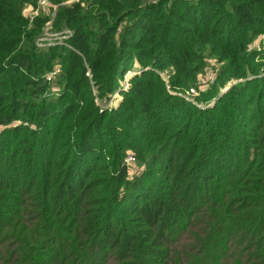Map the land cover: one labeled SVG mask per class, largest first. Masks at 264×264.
Masks as SVG:
<instances>
[{
    "label": "trees",
    "instance_id": "obj_1",
    "mask_svg": "<svg viewBox=\"0 0 264 264\" xmlns=\"http://www.w3.org/2000/svg\"><path fill=\"white\" fill-rule=\"evenodd\" d=\"M49 1L0 0V264H264V0Z\"/></svg>",
    "mask_w": 264,
    "mask_h": 264
},
{
    "label": "rangeland",
    "instance_id": "obj_2",
    "mask_svg": "<svg viewBox=\"0 0 264 264\" xmlns=\"http://www.w3.org/2000/svg\"><path fill=\"white\" fill-rule=\"evenodd\" d=\"M71 1H74V0H65V2H67V3L71 2ZM39 6H45L44 7L45 10L49 11L50 17H51L50 20L47 22L46 26L44 27V30H46L48 34L45 37L46 39L44 38V39H42L40 41L41 45H46V44H50V43H54V42H64L63 39L71 34V32H72L71 29L64 28L61 31H53V29L51 30V28H50L51 27L50 26L51 19L54 17V11L51 10V9H52V7H56L55 3L53 4L49 0H45V2L40 4ZM49 8H50L51 11L49 10ZM65 31H69V32L65 33ZM258 38H264V33L260 34ZM257 43H258L257 40H254L253 45H257ZM214 63H215L214 59L210 58L209 59V64L207 66H205V68H204L205 70H203L201 73L198 74V82H197V84H193L192 86H189L188 88L181 89L182 91H180V93H184V96L186 98H188L190 101L194 102L195 104L203 105L204 104V102H203L204 100L198 101L195 98V96L198 95L201 90L206 89L210 85V83L213 81V78L215 76V69H216V66H215V68L213 67ZM54 69L56 70V72L55 73H49L51 76L53 75L49 80H52L54 78V76L60 71V66L59 65H54ZM133 71L134 70L128 71L122 81L125 82L127 80V77H129V75L131 73H133ZM234 81H236V80L230 78L227 81V83H225V85L222 86V89H226L227 85L230 84V83H233ZM52 87L53 88L54 87L58 88L59 84L57 82L53 83ZM190 87H193L194 91H196L192 95L186 93V90H190ZM120 98H121L120 92L118 90L115 91L112 94L111 98H110V105H115L118 102V99H120ZM0 128H1V126H0ZM128 164H129V178H131L133 175L138 173L140 171V169L142 168V164L139 161V159L137 158V156L134 158V160L132 162H128ZM119 212H120V214H123L122 208H121V210H119ZM119 212H118V214H119ZM115 215H117V214L115 213ZM129 215L130 214L128 212V213L125 214V217H128ZM115 220L116 219L114 217L113 221H115Z\"/></svg>",
    "mask_w": 264,
    "mask_h": 264
},
{
    "label": "built area",
    "instance_id": "obj_3",
    "mask_svg": "<svg viewBox=\"0 0 264 264\" xmlns=\"http://www.w3.org/2000/svg\"><path fill=\"white\" fill-rule=\"evenodd\" d=\"M45 2V0H39V5L40 4H42V3H44ZM37 11V10H36ZM36 11H34L33 10V8L31 7V6H29V7H27L26 9H25V14L26 15H28L30 18L35 14V12ZM67 32H69V31H65V33H67ZM48 33H47V31L45 30V32H44V34L42 35V36H40V37H38L37 38V43L39 44V45H41V40L42 39H44L45 37H46V35H47ZM46 39V38H45ZM56 72V70L53 68L51 71H49L48 73H47V75H46V78H48V79H50L52 76L49 74V73H55ZM196 91H194V89H193V87H190V90H186V93L187 94H194ZM134 155H133V153H131V152H128L127 153V155H126V157H125V159L128 161V162H132L133 160H134Z\"/></svg>",
    "mask_w": 264,
    "mask_h": 264
}]
</instances>
